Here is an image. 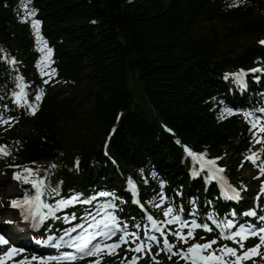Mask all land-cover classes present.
Masks as SVG:
<instances>
[{
	"label": "trees",
	"instance_id": "16d2710c",
	"mask_svg": "<svg viewBox=\"0 0 264 264\" xmlns=\"http://www.w3.org/2000/svg\"><path fill=\"white\" fill-rule=\"evenodd\" d=\"M233 2L31 0L68 88L49 95L34 118H25L30 130L10 147L15 159H56L66 143V152H75L80 165L73 168L69 160L59 175L106 178L115 169L101 147L119 117L105 150L122 176L149 161L172 182L189 185L188 161L185 167L181 149L161 124L192 148L221 158L227 148L230 164H236L246 142L238 134L239 122L218 119L211 98L226 89V73L264 60L256 44L264 38V0H236L239 6L230 7ZM20 9V0H0V49L16 59V70L37 82L32 35L29 24L20 22ZM12 69L0 60L7 84ZM130 77L140 83L150 116L136 108Z\"/></svg>",
	"mask_w": 264,
	"mask_h": 264
},
{
	"label": "snow or ice",
	"instance_id": "6c2138e0",
	"mask_svg": "<svg viewBox=\"0 0 264 264\" xmlns=\"http://www.w3.org/2000/svg\"><path fill=\"white\" fill-rule=\"evenodd\" d=\"M31 0H20V8L23 15L20 16L21 23H28L33 31L36 43V50L40 53L36 67L41 77L47 76L44 83L48 84L50 80L57 74V70L51 65L53 49L49 47L47 40L41 33L42 22L36 19L37 10L30 8ZM239 4L234 0L230 7H238ZM259 43L264 45V40ZM0 60L16 71L15 65L18 63L14 57H9L7 53L0 49ZM249 73H260L264 75V67H254L248 69H240L237 72L226 73L225 80L231 79L240 89L247 88L246 77ZM259 81L260 76L255 77ZM15 88L11 91L12 103L17 107L25 108L28 114L35 115L39 110V105L44 97V89L40 88L34 93L29 94L30 85L24 80L23 76L16 75L14 77ZM34 97V99H33ZM3 99V97H0ZM4 112H0V124L11 125L15 117H7L6 112L9 111L8 105H3ZM230 115H242L244 120L249 124V132L252 135L253 144H264V108L254 110L235 109L225 106L220 110L218 119H224ZM171 131V130H169ZM19 143V142H17ZM177 144L180 141H176ZM184 147V152L192 158L193 164H199V170H193L192 176L196 177L201 172H206L205 181L210 183L215 181L219 184V195L225 200L239 201L242 197L240 191H247L246 186H242L241 190L228 183L222 175L224 168L217 165V160L208 159L206 153H196ZM107 155V153H105ZM11 155V151L7 145H0V158ZM245 161H249L259 170V176L264 177V159L257 152H251L245 156ZM80 161L77 158L75 167L79 168ZM10 167H13L10 165ZM19 171L13 172L12 178L22 185H30L31 190L24 189V195L9 201V206L18 209L23 221H31V227L35 230L38 225L43 224L49 218H58L56 214L63 209L74 206L76 204L91 205L100 198L104 199V203L98 206L95 214L89 212L85 217V223L77 224L70 229H65L61 235L49 234L46 239L37 241L45 245H53L56 248L66 247L72 249L61 255L54 256H37L32 255L30 258L23 256L21 259H15L21 256L26 249L16 245H11L3 253H0V264H76L77 261L88 257H96L90 260L89 264H101L102 256L118 255V251L122 246H127L126 251L133 253L129 259L123 257L121 264H139V260L145 256H151L153 264H160L156 257L161 253L168 255L169 260L177 257L176 264L184 261V264H243L245 260L251 259L253 256L260 255L259 249L264 246V215L259 214L257 207L243 211L239 215L251 218V222H241L237 217L235 209L220 218L218 214L213 212L206 213V222H198L195 218L188 220L183 213V207L174 204L172 199L164 191L166 181H159V191L154 190L151 199L146 203L162 213V219H157L151 215L145 203L139 198V188L137 182L129 176L126 180V191L131 194L132 203L138 205L143 212L141 223L129 225L128 222L122 220L116 213L120 209V204L125 201L114 191L98 190L91 196H85L83 193L71 191L68 195H62L63 181L57 182L55 185L49 180L51 170L58 167L52 163L48 169L44 170L41 175L40 169H34L28 166H14ZM243 167V162L241 164ZM141 178L145 184L149 183L147 177L144 176V170L141 169ZM157 174L152 173V179L155 180ZM177 196L182 193L177 191ZM46 197H51L53 202H49ZM261 197H264V182L261 183L260 189L256 195L257 205ZM195 203V201H192ZM211 203V202H209ZM264 211V210H262ZM195 215V213H193ZM72 220L78 219L75 214L71 216ZM135 219V218H133ZM64 220L69 221V217L65 216ZM146 221V223H145ZM211 222L210 224L207 222ZM12 223V221H7ZM214 226V227H213ZM132 228L136 230H131ZM142 229L143 235L140 234ZM187 229V231H185ZM203 229L205 232L218 230V236L212 240L200 243L196 240L195 231ZM119 235L118 240L113 237ZM169 236L175 237V241H170ZM252 237H256L259 243L251 248L245 249V242ZM204 240V237L200 238ZM220 240L232 241L238 247H231L227 243L219 244ZM190 241H193L190 243ZM10 241L4 235H0V246L9 245ZM186 245V247H177V244ZM218 245V247H213ZM153 246L158 247V251L153 254Z\"/></svg>",
	"mask_w": 264,
	"mask_h": 264
},
{
	"label": "rangeland",
	"instance_id": "374dc122",
	"mask_svg": "<svg viewBox=\"0 0 264 264\" xmlns=\"http://www.w3.org/2000/svg\"><path fill=\"white\" fill-rule=\"evenodd\" d=\"M128 87H129L130 92L132 93L133 101H134L136 108H138L141 112L145 113L146 115L150 116L151 109L148 103L146 102V98L143 93V90L141 89L140 83L137 82L135 78L130 77L128 81ZM51 89L49 90V92L51 91ZM14 131L15 130H13L10 133L13 134ZM26 132H27V129L24 128L19 134L24 136L26 135ZM7 190L9 192L15 193V189L11 185H10V189H7Z\"/></svg>",
	"mask_w": 264,
	"mask_h": 264
}]
</instances>
